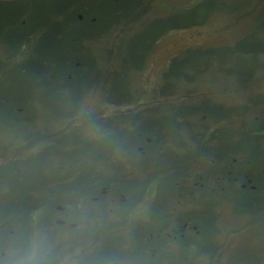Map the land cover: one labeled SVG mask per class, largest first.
I'll return each instance as SVG.
<instances>
[{"label": "trees", "instance_id": "16d2710c", "mask_svg": "<svg viewBox=\"0 0 264 264\" xmlns=\"http://www.w3.org/2000/svg\"><path fill=\"white\" fill-rule=\"evenodd\" d=\"M178 34L206 40L176 53L166 48L171 60L152 89L141 73ZM80 80L99 81L95 98ZM263 84L264 0H0V253L21 232L77 236L73 221L84 236L80 251L66 253L78 264H264V229L254 225L264 197L232 184L223 191L214 183L208 220L191 230L192 244L165 245L152 230L154 251L145 257L135 236L122 244L121 230L98 225L113 221L112 174H171L151 178L152 192L173 186L178 173L153 154L148 165L137 163L143 156L136 147L131 164L115 170L108 151L114 136L125 133L149 148L176 142L182 109L185 123L190 113L201 130L198 142H229L233 180L237 152L264 142ZM75 93L84 97L57 95ZM66 174L84 176L82 186L72 182L65 191L56 176ZM132 183L142 190L141 180Z\"/></svg>", "mask_w": 264, "mask_h": 264}, {"label": "flooded vegetation", "instance_id": "af4514ba", "mask_svg": "<svg viewBox=\"0 0 264 264\" xmlns=\"http://www.w3.org/2000/svg\"><path fill=\"white\" fill-rule=\"evenodd\" d=\"M81 73L82 78H91V73H88L87 77L84 71H81ZM78 84L82 91H85L84 87H86V91L89 93L86 95L88 98H95L91 96V92L98 90L100 87L99 81L94 83L90 81L86 86L80 80ZM57 95L62 96L60 99H68L67 96H74L78 99L84 97L83 94L78 93ZM149 97L152 96L149 94L142 95L144 99ZM261 118L262 115L260 114V120ZM177 123L178 139L176 142L167 143L158 148H149L144 143H133L126 140L127 134L120 133L114 136L115 141L110 144L108 149L109 155H111L110 161L115 165V170H118V167L131 164L134 160V147H136L137 153L143 156V158H137V163L141 161L142 164L148 165L150 155L153 154L152 157L157 156L165 163L178 166V173L173 177V186L165 184L163 190L152 192L149 184L151 178L169 179L171 174L155 176L151 174L114 173L110 176L113 180L112 187L117 193V198L112 199L113 209H109L110 215L108 217L113 221L110 223L99 222L98 225L121 230L117 234L122 236V244L128 239V235L135 236L136 240L139 241L137 243H140L138 247L145 253V257H148L150 251H154L153 245L151 246L149 243L152 230H157L164 235L163 243L165 245L193 243L191 230L197 229L198 225L202 224L201 222L206 223L208 220L210 214L208 198L212 196L214 183L217 186L221 183L223 191L225 187L229 190L232 184V186L244 189L243 194L264 197V142L256 143L253 151L237 152L240 155L237 159L239 165L238 177H234L232 180L228 176L230 175L229 160H231L230 156L233 154V152H229V142H222L220 139L213 142H198V134L201 130L198 131L197 126L193 125V116L190 113L185 123L182 118V109L177 110ZM182 124L186 127H183ZM212 131L213 129H210L206 133L212 134ZM145 143H147V140ZM147 144L149 145V143ZM67 146H72L77 152L80 150L79 146L70 145V143ZM232 160H235V158H232ZM83 177L79 174L56 176L57 180L62 182L61 186L65 191H70V188L75 186L72 182H79L77 184L78 188L82 186ZM132 180L142 181L141 191L133 188ZM131 196H133V206L127 204ZM99 208L101 209V206L96 208L97 212H100ZM70 216L71 210L66 213V218L69 219ZM256 218L257 222L254 225L260 230L264 229V207L256 213ZM56 221L58 224L66 223L63 219ZM69 225L78 227L77 229L80 232L75 236L73 233H69L68 230L61 231L62 234L66 233L68 235V237H64V240L60 238L63 246L59 247L65 253L72 248L80 251L84 236L83 227L80 224L70 221ZM125 230L131 231V233H125ZM155 237L157 238V236ZM207 245L208 243H205L206 247Z\"/></svg>", "mask_w": 264, "mask_h": 264}, {"label": "clouds", "instance_id": "9594fccd", "mask_svg": "<svg viewBox=\"0 0 264 264\" xmlns=\"http://www.w3.org/2000/svg\"><path fill=\"white\" fill-rule=\"evenodd\" d=\"M59 244L58 237L44 231L21 232L7 241L0 264H78Z\"/></svg>", "mask_w": 264, "mask_h": 264}, {"label": "rangeland", "instance_id": "374dc122", "mask_svg": "<svg viewBox=\"0 0 264 264\" xmlns=\"http://www.w3.org/2000/svg\"><path fill=\"white\" fill-rule=\"evenodd\" d=\"M169 5H174L177 0H166ZM179 1V0H178ZM146 19V18H144ZM168 39V38H167ZM183 40V41H182ZM206 37L196 36L190 34H185L182 37H179V34L176 38H169L166 42L168 45H160L159 50L152 56V60L150 59L149 64L145 71L141 73V79L146 80L149 79L151 84V88L154 89L157 85V79L161 77L163 68L170 62L169 56L166 55V48L169 50L167 53H176L183 49L184 45L187 43H194L196 46H200L205 42ZM185 41V42H184ZM196 41V42H195ZM129 48H123V51H129ZM141 79L139 82L141 83ZM264 85V84H263ZM148 86V85H147Z\"/></svg>", "mask_w": 264, "mask_h": 264}]
</instances>
